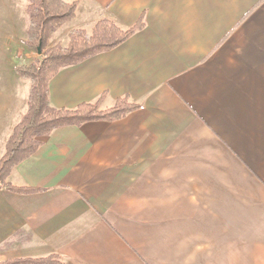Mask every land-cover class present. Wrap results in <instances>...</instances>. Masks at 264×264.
<instances>
[{
  "label": "crops",
  "instance_id": "obj_1",
  "mask_svg": "<svg viewBox=\"0 0 264 264\" xmlns=\"http://www.w3.org/2000/svg\"><path fill=\"white\" fill-rule=\"evenodd\" d=\"M64 1L76 17L52 46L101 20L144 28L62 68L51 106L140 108L55 130L14 168L39 191H0V262L264 264V0ZM28 6L0 0L1 42L28 37ZM20 42L15 61L0 46V159L28 111L16 68L39 58Z\"/></svg>",
  "mask_w": 264,
  "mask_h": 264
},
{
  "label": "trees",
  "instance_id": "obj_2",
  "mask_svg": "<svg viewBox=\"0 0 264 264\" xmlns=\"http://www.w3.org/2000/svg\"><path fill=\"white\" fill-rule=\"evenodd\" d=\"M29 30L25 45L40 50V59L30 66L16 69L21 77L31 83L28 111L14 128L4 156L0 159V191L29 194L38 189L13 186L9 177L15 167L32 157L43 145V139L60 128L80 127L90 122H113L138 110L128 96L117 100L109 109L101 108V97L96 103H84L76 109H55L50 103V82L62 69L78 65L96 55L111 51L144 28L141 20L133 28L122 30L109 20L99 21L91 34L73 30L67 47H49V40L66 23L76 17L77 3L64 0H28ZM0 264H63L60 257L10 259Z\"/></svg>",
  "mask_w": 264,
  "mask_h": 264
},
{
  "label": "rangeland",
  "instance_id": "obj_3",
  "mask_svg": "<svg viewBox=\"0 0 264 264\" xmlns=\"http://www.w3.org/2000/svg\"><path fill=\"white\" fill-rule=\"evenodd\" d=\"M26 39H27V37L25 38V40H23L22 42H20V40L18 41L17 39H13L12 37H10L9 39H5L4 41H0V46L4 49V51H5V53H6V58L8 59L10 56H11V54H12V60H19V55L21 54V51H20V49H21V47H20V45L18 44L19 42L20 43H24L25 44V41H26ZM53 41V37L51 38V40H49V47H53V46H56V45H60L61 47H67L68 46V44H69V42H68V44L67 45H64L63 43H54V45L52 46L51 44L53 43L52 42ZM18 45H17V44ZM27 47V46H26ZM28 48V47H27ZM29 50H31L32 51V53H33V55L35 56V55H38V57H40V53H39V51H36V50H34V49H30V48H28ZM0 58H4L2 55L0 56ZM40 58H37L36 60H34L32 63H30V64H28V65H26V66H30L31 64H33V63H35V62H37L38 60H39ZM23 67V66H22ZM18 68V67H17ZM16 68V69H17ZM18 74V73H17ZM20 76V75H19ZM30 83V82H29ZM30 85V84H29ZM19 259V258H18ZM10 260V259H9ZM7 261V260H6ZM2 262H4V261H2Z\"/></svg>",
  "mask_w": 264,
  "mask_h": 264
},
{
  "label": "water",
  "instance_id": "obj_4",
  "mask_svg": "<svg viewBox=\"0 0 264 264\" xmlns=\"http://www.w3.org/2000/svg\"><path fill=\"white\" fill-rule=\"evenodd\" d=\"M39 53H40V50H39Z\"/></svg>",
  "mask_w": 264,
  "mask_h": 264
}]
</instances>
